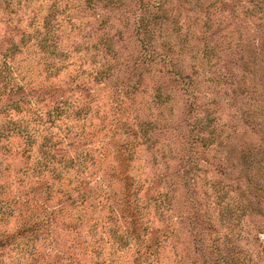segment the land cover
I'll return each instance as SVG.
<instances>
[{"label": "rangeland", "instance_id": "obj_1", "mask_svg": "<svg viewBox=\"0 0 264 264\" xmlns=\"http://www.w3.org/2000/svg\"><path fill=\"white\" fill-rule=\"evenodd\" d=\"M12 45L22 91L44 96L11 113L39 108L32 157L51 136L55 163L83 171L24 176L12 137L9 264L29 261L36 179L70 221L32 241L38 264H141L146 243L154 264H264V0H0V60ZM74 187L95 223L79 237Z\"/></svg>", "mask_w": 264, "mask_h": 264}, {"label": "trees", "instance_id": "obj_2", "mask_svg": "<svg viewBox=\"0 0 264 264\" xmlns=\"http://www.w3.org/2000/svg\"><path fill=\"white\" fill-rule=\"evenodd\" d=\"M18 49L20 48H17L16 45H12L6 50L4 59L0 60V115H3V117H5L4 123L0 126V177L9 176L7 175V171L9 170L8 154H10V151L12 149L10 142L12 140V137L18 135L24 138L23 149L21 151L24 156V164L19 169L22 175L39 176L40 178H43L45 176H48L49 173L50 175L52 173L55 176H64L65 171L68 169L67 167H74V170L81 173L83 171V165L80 163V161H77L75 159L74 163H72V161L70 163H67L68 166L64 164L62 167H60L55 163V161L53 160L55 153H53L51 150L53 148H56L57 144L56 142H50L51 136H48L47 138V135H45L44 137L41 149V157H32L33 146L36 143L38 134H41L42 130L39 126L29 127L28 122L32 120H34L35 123L42 122L43 118L38 111L39 108L33 109L35 112L34 114H37V117L39 118L28 120L27 123H24L23 120L25 119L23 117L14 118V114L11 113H21L25 111V109H28V106L32 108L31 104L32 102H34V98L40 97V100H44V96L40 95V93L33 92V90L24 93L22 89H25V85L17 82V67L12 64L10 59L14 52H16ZM215 138L216 137L214 136L213 140ZM40 180H35V183H37L36 186L31 187V189L28 191L29 195H27V197H25L22 201L23 207H26L24 211V213L26 214V221L32 220L34 222L32 227L33 230H31L28 237V239L31 241V246L30 252H28L29 261H27V264H32L31 262H33V264H38L44 259L45 256V254L43 256L39 255V251L35 250L36 245L32 243L35 238L43 239L45 238V236H51L58 224H70V221H66L65 219L61 220V209H50L46 205L40 203V194L36 192V187L41 183ZM5 189L6 184L4 182H0V205L3 206L0 210V223L4 218L10 216L9 213L11 211H8L9 207L13 209V203H16V201L18 202L17 199L9 198L8 196H6ZM79 191V187H74L73 193L75 192L76 194H73L72 203L74 204V212L78 211L74 213L73 232L76 237H79L81 230L84 228L93 230L90 226L95 224L90 223L91 220L87 217V211L85 210L86 205H84L85 197ZM2 197L4 199H7L1 200ZM20 213L22 212L20 211ZM145 236L148 237V235L146 234ZM121 239L122 237L119 238V241ZM52 241L53 239H50L51 243ZM120 242H122L121 244L124 246L127 241ZM12 245L13 242L11 241L4 240L3 242H0V264H9L8 261L12 260V258H10L9 260H5L4 257V255L7 254L5 252L12 248ZM145 246L146 247L140 252L138 259L140 260L141 264H154V260L151 257H154L153 254L155 255L156 248H153L150 243H146ZM81 247L85 248L86 245L84 244V246ZM81 254L83 255V253ZM14 261L16 263H19L20 258L16 257ZM100 262V264H102V261Z\"/></svg>", "mask_w": 264, "mask_h": 264}]
</instances>
